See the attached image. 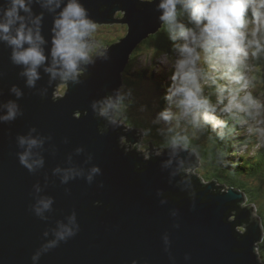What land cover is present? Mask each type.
<instances>
[{
    "label": "water",
    "instance_id": "1",
    "mask_svg": "<svg viewBox=\"0 0 264 264\" xmlns=\"http://www.w3.org/2000/svg\"><path fill=\"white\" fill-rule=\"evenodd\" d=\"M159 2L82 0L96 23H123L127 34L108 49L95 40L105 55L85 65L79 82H71L62 97L55 95L59 76L53 78L45 71L52 66L54 13L39 3L33 5L36 15L44 13L41 30L48 57L38 69L35 87L27 86V77L20 75L24 66L11 62V48L0 41V116L6 114L3 105L10 100L23 112L14 121H0V264H131L133 259L141 264L145 260L170 264L162 251L164 231L172 235L176 264H259L255 243L262 239V228L253 205L241 210L242 192L215 181L204 183L193 173L200 164L193 150L168 146L149 160L137 150L126 151L120 138L143 146V130L95 118L92 104L118 96L133 52L163 27ZM117 11L124 16L113 22ZM13 85L23 93L21 97L11 91ZM29 134L44 139L43 146L34 149L44 160L35 172L22 167L17 155L25 150L18 137ZM81 146L84 151L78 153ZM91 153L93 161L88 160ZM92 163H99L104 175L91 186L79 178L61 184L63 173H54L56 168L87 171ZM43 196L55 197L53 211L44 213L46 219L30 210ZM73 209L81 231L34 261L32 256L55 239L58 222L67 224ZM234 211L238 212L235 221Z\"/></svg>",
    "mask_w": 264,
    "mask_h": 264
},
{
    "label": "clouds",
    "instance_id": "2",
    "mask_svg": "<svg viewBox=\"0 0 264 264\" xmlns=\"http://www.w3.org/2000/svg\"><path fill=\"white\" fill-rule=\"evenodd\" d=\"M37 3L54 13L52 66L45 71L53 78L59 76L61 86L79 82L84 66L91 63L95 55H105L98 50L94 39L97 24L82 0H0V41L11 48V62L24 66L20 75L27 77L28 87H35L40 78L38 69L48 59L41 30L44 13L36 15L33 12V5ZM140 3L155 4L156 0H140ZM156 7L162 10L158 20L178 53L171 83L164 96L167 107L156 117V122L162 121L168 126L171 133L168 145L173 150L188 149L189 130L194 137L207 125L213 130L221 129L218 136L224 139L233 130L230 121L246 126L248 134L257 136L258 143L264 144V96L255 93V78L251 75L254 70L252 61L264 56V0H160ZM11 91L17 98L23 95L16 85ZM124 99L125 96L120 94L116 98L108 96L94 102L95 118L116 124L117 110L123 107ZM3 107L7 112L0 116V121L11 122L23 115L14 100ZM224 116L227 118H222ZM18 143L25 148L17 154L22 167L35 172L43 166V157L34 152L43 146V138L29 134L19 136ZM76 151L83 152L84 147H78ZM88 160H95L94 153ZM61 172V184L79 178L89 186L104 175L99 163H92L87 171L75 167L54 169V173ZM99 187H104L102 180ZM36 190L41 191L39 185ZM54 204V196H43L30 210L36 217L46 219L44 213L53 211ZM77 215L73 209L67 224L58 222L55 239L37 250L32 256L34 261L57 248L60 242L67 243L81 231ZM160 240L168 262L176 264L172 235L164 231ZM131 264H141V260L133 259ZM144 264H147L146 260Z\"/></svg>",
    "mask_w": 264,
    "mask_h": 264
},
{
    "label": "trees",
    "instance_id": "3",
    "mask_svg": "<svg viewBox=\"0 0 264 264\" xmlns=\"http://www.w3.org/2000/svg\"><path fill=\"white\" fill-rule=\"evenodd\" d=\"M182 19L186 18L182 17ZM151 52L155 56L175 55L173 42L169 39L164 27H162L157 34L150 36L137 47V49L133 52L131 56V59L125 69V73L128 74L131 68H133V65L137 61L139 54ZM252 64L254 66L252 76L255 78V81H257L258 84L261 85L262 91H264V56L252 61ZM135 73L137 75L135 79H131L130 81L129 78H126V80L124 81V84L130 89L132 93H134L133 102L129 103L134 107L142 104L139 102L140 100L138 98L137 93L139 86L143 82H145V80L151 79L152 77L147 76L145 71H139ZM163 85L164 84H162L161 82L158 83L155 87L158 91V94H160L159 97L161 110L167 107V102L164 99L166 92H162ZM169 85L170 84H167V88ZM167 88H164L163 91H166ZM129 89L127 90L129 91ZM213 99H215V97H213ZM123 103L129 105L126 100H124ZM125 113L126 114L124 122L130 124L134 128L136 127L148 130L146 132L150 133L151 137L157 138V136H159L158 133H156L158 132V125L147 126L143 122L134 121V114L132 112H129V110H125ZM131 117L133 118L131 119ZM222 118L227 117L224 116ZM229 123L233 130L231 132H228L224 139H221L218 136V133L221 131V129L217 128L213 130L210 125H207L203 129V137H207L209 139L211 147L208 148L203 146L197 139L196 141L190 139V145L188 149L195 151L196 154L201 158L202 167L200 170H202V172L204 171V175L202 176L207 180V182L217 181L218 183L220 182L221 184L226 185L227 188L233 187L235 190L241 191L246 194L248 198V204H253L259 208L260 216L258 215V217L261 219L263 233L264 192L259 187L257 188L254 184H252L251 186L249 183H247L246 179L252 180L256 183L264 182V148H261V152L258 154V157L254 162L248 159H253L252 157H247L244 154H239V147L243 145L249 147L253 138L251 137V135L248 136L243 133L244 128L242 125H239L234 121H230ZM225 131L227 132V130ZM165 135L169 136L170 138L171 133L166 130ZM160 145H162V148L169 146L168 143H166L165 141H161ZM139 155L140 154H138V156ZM234 214L237 216L238 212L234 211ZM259 254L261 262L264 264V242L260 246Z\"/></svg>",
    "mask_w": 264,
    "mask_h": 264
},
{
    "label": "rangeland",
    "instance_id": "4",
    "mask_svg": "<svg viewBox=\"0 0 264 264\" xmlns=\"http://www.w3.org/2000/svg\"><path fill=\"white\" fill-rule=\"evenodd\" d=\"M115 16L117 18H123L124 13L123 11H117L115 13ZM97 24V30L96 32L93 34L94 35V39L96 40L97 44L103 48V49H108L110 45H112L111 43L114 44V42L119 41L122 37H125L127 34V26L123 23L121 24ZM115 42V43H116ZM105 47V48H104ZM175 55H154L152 52L151 53H141L139 54V57L137 59V61L135 62V64L133 65V68H131V70L128 72V74H126L125 72H123V82L122 85L119 87L118 89V95L123 94L125 96V99L128 104L133 102V97H134V93H132L130 91V89L124 84V81L126 80V78H129V80L131 81V79H135L136 78V73L135 72H139V71H145L146 75L151 77V79H147L145 80V82H143L139 88H138V98H139V102L142 103L139 106L134 107L133 105L129 104L126 105L123 103V107L119 110H117V115H116V121L117 124H121L123 126H125L127 129L129 130H136V129H142L144 132V137L142 139V145L143 146H139L138 144H136L135 142L132 141H128V138L126 136H122L120 138V145L126 150V151H134L137 150L138 152H142L143 157L146 159L150 158L151 155L154 156H159L163 151L164 148H162L161 141H165L166 143H168L167 141L169 140V136L165 135V131L167 130L168 126L160 121V122H156V117L157 114L161 111V105H160V94H158V91L156 90V86L158 83L164 84L162 87V92H166L163 91L164 88H167V84L171 83L170 77L171 74L174 70V61L178 58V53L175 51L174 53ZM100 55H95L93 57V61L95 62V59L97 57H99ZM253 74V72L251 73V75ZM154 77V78H153ZM158 82V83H157ZM129 89V91L127 90ZM68 90V86H61V84L58 85L57 90L55 92V95L58 97H62L65 92ZM254 91L255 93L264 96V91H262V87L260 84H258L257 81H255L254 83ZM108 97V96H107ZM125 110H129V112H132L134 114V118L131 117V119L133 118L134 121L138 122H143L145 123L147 126L149 125H158V129L156 133H158L157 138L155 137H151L150 133L146 132L148 130H144L143 128H134L132 127L130 124H127L125 121ZM154 112V113H153ZM243 133H245V135H248L246 126H243ZM204 129V128H203ZM203 129H201L196 136H192L191 130H189L188 134L191 137L192 140L196 139L205 147H211L209 139L207 137H203ZM164 135V136H162ZM251 143L248 146H240L239 147V154H244L247 157H252L253 159L248 158L249 160H252L253 162L256 161L258 154L261 152V148H264V144H259L258 143V138L255 135H251ZM161 139V140H160ZM168 147V146H167ZM190 150V149H189ZM197 155V154H196ZM198 156V155H197ZM198 159L200 161L199 167L193 170V173L196 175H199L202 179V181L204 183H210L207 182V180L205 178H203L202 175H204V171L202 172L201 167V158L198 156ZM192 171V169L190 168L189 170H187L188 173H190ZM247 183H249L251 186L252 184H254L257 188L259 187L261 190H263L264 192V182L263 183H256L252 180H248L246 179ZM212 182V181H211ZM217 183L218 186H223L224 184H221L220 182L218 183L217 181H215ZM226 188L227 186L224 185ZM234 189L233 187H229ZM227 188V189H229ZM216 190V189H215ZM221 192H225V189H223ZM227 192V191H226ZM241 192V191H239ZM243 193V192H242ZM244 194V193H243ZM244 199L245 201L240 205L241 210L245 207H247L248 205H253V204H248V198L246 196V194H244ZM261 201V200H260ZM259 201V203H260ZM255 208L254 211V217L258 218L260 220V224H261V228H262V223H261V219L258 217L259 215V208L255 205H253ZM260 216V215H259ZM237 216H235L234 212H232L231 215V219L233 221H235ZM237 229H239V231H241L242 233L245 232V229L243 227L237 226ZM264 233V232H263ZM262 233V234H263ZM264 240V234L262 236L261 241L255 243V246H257V248H255V254L258 255V263L259 264H263L261 262V258L259 257L260 254V246L263 244Z\"/></svg>",
    "mask_w": 264,
    "mask_h": 264
},
{
    "label": "flooded vegetation",
    "instance_id": "5",
    "mask_svg": "<svg viewBox=\"0 0 264 264\" xmlns=\"http://www.w3.org/2000/svg\"><path fill=\"white\" fill-rule=\"evenodd\" d=\"M114 19H115V21H113V22H117L118 20H120L121 18H117L116 16H114ZM119 22V21H118Z\"/></svg>",
    "mask_w": 264,
    "mask_h": 264
},
{
    "label": "bare ground",
    "instance_id": "6",
    "mask_svg": "<svg viewBox=\"0 0 264 264\" xmlns=\"http://www.w3.org/2000/svg\"><path fill=\"white\" fill-rule=\"evenodd\" d=\"M105 48V47H104ZM61 84V83H60ZM117 124V123H116ZM152 157H154V155H151V157L150 158H148V159H146V160H149V159H151ZM145 159V158H144Z\"/></svg>",
    "mask_w": 264,
    "mask_h": 264
}]
</instances>
